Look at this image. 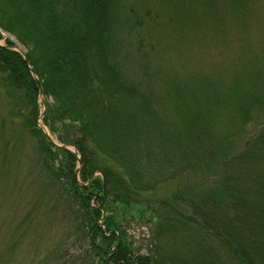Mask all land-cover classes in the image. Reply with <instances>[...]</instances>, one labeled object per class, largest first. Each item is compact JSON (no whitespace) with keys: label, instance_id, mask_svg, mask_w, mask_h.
<instances>
[{"label":"trees","instance_id":"16d2710c","mask_svg":"<svg viewBox=\"0 0 264 264\" xmlns=\"http://www.w3.org/2000/svg\"><path fill=\"white\" fill-rule=\"evenodd\" d=\"M257 10L264 0H0V30L24 50L1 44L0 35V96L13 125L36 140L59 189L55 199L63 193L69 204L65 229L30 264H220L222 255L232 264H264V20H255ZM143 14L156 17L154 63L132 38ZM203 37L220 39L212 60L227 68L212 63L209 72L188 73L169 65L159 81L161 56ZM40 94L44 125L76 153L38 128ZM1 155L0 171L10 176ZM199 172L168 199L151 200L163 212L149 211L145 194ZM135 209L147 223L145 213L156 219L144 254L121 227ZM69 246L80 250L76 260Z\"/></svg>","mask_w":264,"mask_h":264},{"label":"rangeland","instance_id":"374dc122","mask_svg":"<svg viewBox=\"0 0 264 264\" xmlns=\"http://www.w3.org/2000/svg\"><path fill=\"white\" fill-rule=\"evenodd\" d=\"M143 16L144 26H138L134 29L132 38L137 47L143 51H148L149 59L154 63L153 52L156 50V40L153 37V35L155 36L154 29H152L153 25L150 24L156 17H152V20L149 21L145 14ZM255 20L261 24L264 20V10L256 11ZM178 27V24H176V28ZM161 29L158 30V33L161 38H164L165 34L161 32ZM200 33H202V30ZM262 34H264V31ZM5 37L7 38V36ZM166 37L167 39L174 38V32L166 30ZM10 39L15 42L13 38ZM184 44L177 43L171 46L168 54L161 56L167 62V65L165 63L160 65L163 70L159 73V81H163V77L170 74L169 65L171 68L175 67L176 64L183 65L184 70L188 73L198 69H201L198 70L201 73L209 72L211 69L206 70V66L212 63L213 66H217V69L227 68L219 59L212 60L213 56L222 49L220 39L216 38L209 42V38L204 40L203 37L195 41H184ZM17 46L20 51H24L20 45ZM235 47L239 49V47ZM156 58L160 59L159 55ZM158 59H156V63H162L161 59ZM38 102L42 113L46 100L39 97ZM7 111L0 96V154L6 155L5 166L10 168L12 172V175L5 176L0 171V260L6 262L5 264H30L31 261H38L35 257H44L52 246L51 243L65 229L66 221L62 218L63 216L67 217L69 204L66 202L63 193L60 195L62 197L55 199L58 196L57 190L59 192V189L54 186L55 183L51 185L49 182V175L43 169L37 153L36 140L29 136V132L23 124L13 125ZM37 125L38 127L44 126L47 129L41 118L38 120ZM213 128L214 126L210 127L208 131ZM50 138L53 143L57 144L55 135H51ZM200 177V172L189 174L181 180L167 183L159 188L155 194H145L143 199L150 202L148 203L149 211L152 213L155 209V212L157 210L158 213L163 212L161 207H158L160 203H157V201L152 204L151 200L168 199L173 193L179 192L184 187L185 182L187 184L190 181L194 183L193 180ZM209 178L216 180L218 175ZM182 179L185 180L182 181ZM171 202L178 205L177 200H171ZM118 212L126 213L123 209H119ZM145 214L148 223L145 219L139 218V212L136 209L133 214L134 218L127 216L126 221L121 223V227L126 232L134 251H139L141 254L147 253L154 231L153 224L156 223L154 215L152 217L150 213ZM16 228H18V232L14 233ZM98 243H101V241L98 240ZM70 247L68 254L72 253L74 255L73 259L76 260L77 257H80V250L72 247L71 249ZM67 259L64 263H67ZM220 264H232V262L222 255Z\"/></svg>","mask_w":264,"mask_h":264},{"label":"water","instance_id":"95a60500","mask_svg":"<svg viewBox=\"0 0 264 264\" xmlns=\"http://www.w3.org/2000/svg\"><path fill=\"white\" fill-rule=\"evenodd\" d=\"M34 78H35V81H36V83H37V86L39 87V84H38V81H37V79H36V77L34 76ZM44 131H45V133H46V135H47V137H48V139L51 141V139H50V137H49V135H48V133H47V131L44 129ZM63 147H65V146H63ZM67 148V147H66Z\"/></svg>","mask_w":264,"mask_h":264}]
</instances>
